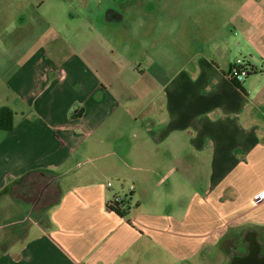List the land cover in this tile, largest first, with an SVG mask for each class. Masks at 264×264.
Instances as JSON below:
<instances>
[{"label": "crops", "instance_id": "crops-1", "mask_svg": "<svg viewBox=\"0 0 264 264\" xmlns=\"http://www.w3.org/2000/svg\"><path fill=\"white\" fill-rule=\"evenodd\" d=\"M96 4L0 0V264H264V0H189L106 69L71 43L127 42Z\"/></svg>", "mask_w": 264, "mask_h": 264}, {"label": "rangeland", "instance_id": "rangeland-1", "mask_svg": "<svg viewBox=\"0 0 264 264\" xmlns=\"http://www.w3.org/2000/svg\"><path fill=\"white\" fill-rule=\"evenodd\" d=\"M99 1L100 7V15L99 18H96V22L101 23L102 25L111 26L109 30L106 32L107 34L116 35V41L118 43H122L123 41H127L121 47L115 48H105L101 44H96L93 42L91 38V34L88 31L76 33L82 34L81 36H73L71 37V43H73L74 47L77 49L79 53L87 57V55L96 56L98 65L102 67V69H106V67L117 65L119 66L121 62L126 58L127 55H132L138 61H143L146 56L155 57V33H157V24L164 22L165 24H187L189 21V16L187 15V8L189 4V0H93ZM198 23H204V15L198 16ZM149 25L151 28V32L148 33L151 37V45L147 46L142 43L141 38H137L136 31L139 25ZM108 28V27H106ZM117 28V30H116ZM137 29L134 33V36H130L131 29ZM142 38H144L146 31L144 29H140ZM143 30V31H142ZM93 42V44H92ZM98 43V42H97ZM92 44V45H91ZM233 57L235 58H244V53L241 51V48H233ZM114 51V52H113ZM95 52V54H94ZM147 53V54H146ZM116 60V62H109L112 60ZM254 71L247 77V79L243 82L245 83L248 79L254 77ZM242 83V84H243ZM15 204H11L8 207V212L11 214L15 209ZM24 218V217H23ZM9 219V218H8ZM7 219V220H8ZM10 222V221H9ZM14 222V221H13ZM11 225H7L6 229L9 232L7 235H11L10 241L14 240L16 234H20L17 232L19 228H14L12 223H8ZM25 224L21 226V231L27 228ZM9 241V239H8Z\"/></svg>", "mask_w": 264, "mask_h": 264}, {"label": "built area", "instance_id": "built-area-1", "mask_svg": "<svg viewBox=\"0 0 264 264\" xmlns=\"http://www.w3.org/2000/svg\"><path fill=\"white\" fill-rule=\"evenodd\" d=\"M253 72L252 67L247 60L243 58H236L233 61L229 78L239 84H242L247 77ZM264 202V191L259 192L253 197V203L258 205ZM124 203V198L115 197L108 204V210H117L121 208Z\"/></svg>", "mask_w": 264, "mask_h": 264}, {"label": "trees", "instance_id": "trees-1", "mask_svg": "<svg viewBox=\"0 0 264 264\" xmlns=\"http://www.w3.org/2000/svg\"><path fill=\"white\" fill-rule=\"evenodd\" d=\"M236 87H241V84L231 80ZM13 128L12 114L9 110L4 109L0 112V130L11 131Z\"/></svg>", "mask_w": 264, "mask_h": 264}]
</instances>
